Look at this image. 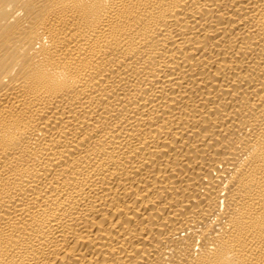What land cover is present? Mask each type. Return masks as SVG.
<instances>
[{
  "label": "bare ground",
  "instance_id": "obj_1",
  "mask_svg": "<svg viewBox=\"0 0 264 264\" xmlns=\"http://www.w3.org/2000/svg\"><path fill=\"white\" fill-rule=\"evenodd\" d=\"M0 264H264V0H0Z\"/></svg>",
  "mask_w": 264,
  "mask_h": 264
}]
</instances>
